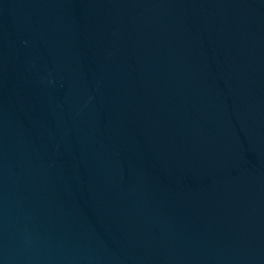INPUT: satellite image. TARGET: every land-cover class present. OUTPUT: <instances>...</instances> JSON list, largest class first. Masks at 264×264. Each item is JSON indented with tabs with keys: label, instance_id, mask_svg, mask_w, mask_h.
Here are the masks:
<instances>
[{
	"label": "water",
	"instance_id": "1",
	"mask_svg": "<svg viewBox=\"0 0 264 264\" xmlns=\"http://www.w3.org/2000/svg\"><path fill=\"white\" fill-rule=\"evenodd\" d=\"M0 264H264V0H0Z\"/></svg>",
	"mask_w": 264,
	"mask_h": 264
}]
</instances>
